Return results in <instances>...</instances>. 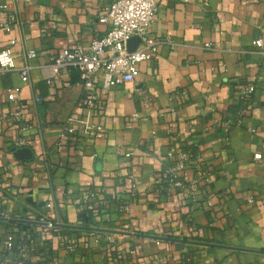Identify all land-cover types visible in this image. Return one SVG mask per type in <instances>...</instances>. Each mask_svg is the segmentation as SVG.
Returning <instances> with one entry per match:
<instances>
[{"label": "crops", "instance_id": "obj_1", "mask_svg": "<svg viewBox=\"0 0 264 264\" xmlns=\"http://www.w3.org/2000/svg\"><path fill=\"white\" fill-rule=\"evenodd\" d=\"M113 1L0 0L6 6L0 24L15 20L9 32L0 27V50L15 41L16 68L26 63L25 52L36 54L27 62V84L17 71L0 74V218L38 222L44 215L52 224L83 226L87 212L77 200L95 190L107 205L116 198L131 204L134 233L249 250L121 236L123 246L136 249L135 258L121 264H181L184 258L191 264H264V54L251 45L264 30V0H155V56L139 65L133 82L99 88L97 103L85 108L77 71L66 69L51 83L45 78L55 54L73 45L86 50L105 34L98 19ZM246 85L253 93L241 100L237 121L223 126ZM14 87L21 88V124L30 126L23 132L8 115L6 93ZM81 118L87 125L77 122ZM68 123L76 130L70 138ZM90 126L102 130L91 135ZM18 140L27 146L16 147ZM185 145H197L211 173L191 199L162 176L167 152ZM22 149L30 150L29 159L15 156ZM208 193L214 195L211 208ZM108 219V226L117 223L115 214ZM10 233L18 241L35 239L37 257L78 240L75 257L62 261L106 259L87 248L92 232L0 221V243Z\"/></svg>", "mask_w": 264, "mask_h": 264}, {"label": "built area", "instance_id": "obj_2", "mask_svg": "<svg viewBox=\"0 0 264 264\" xmlns=\"http://www.w3.org/2000/svg\"><path fill=\"white\" fill-rule=\"evenodd\" d=\"M5 9V5H0V11ZM155 13V0H114L104 9L98 19L100 24L106 26L105 34L100 38L92 39L86 50L79 45H73L55 54L49 66V75L45 80L47 83H51L64 70L74 69L78 72L79 79L82 82L84 106L85 108H92L97 103V90L99 88L106 90L133 82L139 74V65L155 56L157 45L160 43L150 34ZM14 21V18L10 17L0 24V27L9 32L11 23ZM132 37L139 38V44L133 52H128L127 43ZM14 44L15 41L11 40L9 42L10 47L0 50V74L17 71L21 83L27 84L30 70L27 62L34 59L36 54L33 50L25 52L26 63L21 68H16L11 51ZM251 45L264 54V30H261L259 36L252 40ZM203 47L208 48L209 44H204ZM98 76L101 77L100 84L97 82ZM253 91L254 87L252 85L242 86L239 88L238 98L243 100L251 95ZM20 93V87L11 88L6 93V99L11 104L8 115L18 123L19 131L23 132L29 129L30 126L21 124L22 105ZM35 102H40L39 98H35ZM77 122L83 126L87 125L83 118ZM222 125L229 127L230 123L226 121ZM89 129L91 135L102 130L100 126H90ZM65 131L70 138L73 137L76 130L71 126V123H68ZM60 139H64V136ZM15 145L22 148L27 146V142L18 140ZM59 147L58 144V149ZM130 156L131 153H124L125 158ZM253 160L260 163L262 160L261 154H254ZM164 162L165 168L162 176L166 185L171 189L181 190L185 199L193 198L200 185L210 182L211 173L206 168L197 150L193 154L188 150H182L181 147L173 148L167 152ZM191 165H193L194 174L189 173ZM213 197V193L207 194V208L212 207L211 200ZM245 201L252 204L253 198L245 196ZM77 202L80 207L84 208L85 212L91 214V228L134 233L131 231L128 222L131 206L129 202L116 198L111 204L107 205L100 198L99 192L95 190L82 193ZM111 214L117 216V223L108 226L106 223H109L108 217ZM37 221L46 223V227L49 229L54 227L44 215H40ZM120 237L112 234L93 233L86 244L87 248L101 250L106 256L103 262L96 264H121L122 259L126 256L135 258V247L133 245L123 246ZM35 243L36 240L33 238H24L18 241L13 234L6 235L0 243V264H78L74 261L65 262L60 258L61 256L74 258L80 248L78 240L62 241V244L55 250L53 255H40L38 257L33 250ZM159 243L160 241L156 240V244L159 245ZM79 264L85 263L80 262ZM132 264L138 263L133 262Z\"/></svg>", "mask_w": 264, "mask_h": 264}, {"label": "water", "instance_id": "obj_3", "mask_svg": "<svg viewBox=\"0 0 264 264\" xmlns=\"http://www.w3.org/2000/svg\"><path fill=\"white\" fill-rule=\"evenodd\" d=\"M139 44V38L137 37H132L127 43V51L128 52H133ZM30 150L28 149H22V150H17L15 152V156L18 157L21 160L24 159H29L30 158ZM83 226H69V225H62V224H53L55 228H62V229H72V230H81V231H87V232H92V233H104V234H112V235H118V236H130V237H141V238H146V239H151V240H158V241H172V242H177V243H184V244H193V245H199V246H204V247H211V248H224V249H232V250H240V251H249V250H241L237 248H229V247H223V246H217V245H212V244H205V243H198V242H189V241H182V240H168L165 238L161 237H156V236H151V235H141L138 233H123V232H118L115 230H108V229H102V228H91L88 227V214L85 213L83 215ZM0 221H7V222H12V223H25V224H31V225H41V226H47L46 223H39V222H29V221H20V220H14V219H4L0 218ZM255 252V251H251Z\"/></svg>", "mask_w": 264, "mask_h": 264}, {"label": "trees", "instance_id": "obj_4", "mask_svg": "<svg viewBox=\"0 0 264 264\" xmlns=\"http://www.w3.org/2000/svg\"><path fill=\"white\" fill-rule=\"evenodd\" d=\"M241 106H242V102H241V100H240V102L239 103H237V105H235V106H230L229 108H228V110H227V115H226V119L225 120H227V121H229V123H230V126L231 125H233L236 121H237V119H238V112H239V110H240V108H241ZM197 146V145H196ZM196 146L195 145H189V146H182L181 148H182V150H188V151H190V152H192L193 154H195V152H196V150H197V148H196ZM57 231V230H56ZM47 252V251H46ZM51 252V251H50ZM50 252H48L47 254L48 255H50L51 253ZM181 264H191V262L189 261V259H183L182 261H181Z\"/></svg>", "mask_w": 264, "mask_h": 264}]
</instances>
